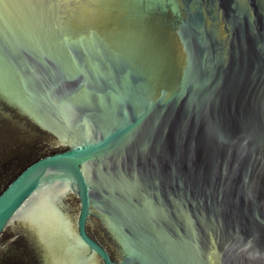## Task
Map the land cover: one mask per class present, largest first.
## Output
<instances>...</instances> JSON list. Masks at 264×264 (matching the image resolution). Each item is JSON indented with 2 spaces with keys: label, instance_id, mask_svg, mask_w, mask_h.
<instances>
[{
  "label": "water",
  "instance_id": "95a60500",
  "mask_svg": "<svg viewBox=\"0 0 264 264\" xmlns=\"http://www.w3.org/2000/svg\"><path fill=\"white\" fill-rule=\"evenodd\" d=\"M0 264H264V0H0Z\"/></svg>",
  "mask_w": 264,
  "mask_h": 264
}]
</instances>
